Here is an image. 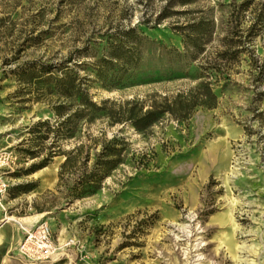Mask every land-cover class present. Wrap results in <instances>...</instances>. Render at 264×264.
Wrapping results in <instances>:
<instances>
[{"label": "rangeland", "instance_id": "374dc122", "mask_svg": "<svg viewBox=\"0 0 264 264\" xmlns=\"http://www.w3.org/2000/svg\"><path fill=\"white\" fill-rule=\"evenodd\" d=\"M181 1L0 0V264H264V0L246 8L244 0ZM199 18L211 19L214 30L201 54L183 60L187 77L154 81L158 56L175 60V51L162 47L186 51L175 27ZM132 28L141 43H154L143 50L145 62L131 85H93V102L147 109L194 87L202 73L210 75L215 108H197L186 121L166 115L143 133L101 118L54 147L51 136L29 134L39 121L55 123L58 100L22 92L12 70L31 61L91 62L109 39ZM225 38L241 52L233 59L218 56L227 50ZM85 45L90 53L79 56ZM113 138L124 142L122 163L95 194L72 199L70 188ZM50 153L47 165L33 170ZM40 224L57 251L31 262L18 248Z\"/></svg>", "mask_w": 264, "mask_h": 264}, {"label": "trees", "instance_id": "16d2710c", "mask_svg": "<svg viewBox=\"0 0 264 264\" xmlns=\"http://www.w3.org/2000/svg\"><path fill=\"white\" fill-rule=\"evenodd\" d=\"M188 1L182 0L181 2L186 3ZM253 1L244 0L240 7L246 8ZM166 17L168 15L164 13L162 18ZM258 21L259 25L263 24L264 13L258 15ZM175 29L181 36L183 48L186 51L180 54L174 49L170 50L162 47L167 54L175 51V60L164 63L163 55L158 56L157 63L162 67L161 71L158 72L161 76L154 81L186 78L187 73L183 67H187L189 64L184 62L187 54L191 60H194L196 56L204 51V44L210 41L213 34L214 23L211 19L199 18L183 27H175ZM142 36V33L138 32L136 28H132L124 32L119 38L109 39L104 47L103 54L99 57L92 55L94 60L91 62H74L70 66L68 64L71 63V59L58 65L31 61L13 69V76L19 84L23 85L22 92L26 94L34 93L36 98L46 95L56 97L58 100L52 107L53 114L57 119L55 123L50 124L47 120L39 121L32 125L29 134L40 141L47 140L51 136L53 140L51 146L54 147V144L59 141L73 138L82 123L90 124L101 118L108 119L111 124L129 123L135 131L143 133L160 122L166 115L177 121H186L197 108L206 110L215 108L217 104L216 95L211 88V82L205 80L210 75L202 73L196 79L203 80L198 81L194 87L186 92L178 93L171 99L161 98L158 101H153L147 109H144V105L138 102H126L116 108L111 106V103L107 100L101 101L100 104L93 102L89 94V90L93 85L112 89L133 84L139 66L145 62L143 50L154 44L141 43ZM224 41L229 43L225 45L227 50L218 54L220 58L233 59L241 53L239 50L234 49L236 42L232 38L228 40L225 38ZM35 44L37 43H32V45ZM90 51L91 47L85 45L77 54L86 56ZM172 62L183 63V66L174 68L171 65ZM79 71H83L85 75L80 76ZM123 149L124 142L122 139L113 138L103 145L91 170L80 177L76 184L70 188L71 198L80 199L95 194L101 181L122 163L121 152ZM77 151L78 149H73L64 153L65 160L61 166L62 170L70 164L71 155ZM27 154L32 158L37 156L34 151H27ZM51 154L35 166L33 170L45 167L49 158L52 157Z\"/></svg>", "mask_w": 264, "mask_h": 264}, {"label": "built area", "instance_id": "2783aa9c", "mask_svg": "<svg viewBox=\"0 0 264 264\" xmlns=\"http://www.w3.org/2000/svg\"><path fill=\"white\" fill-rule=\"evenodd\" d=\"M6 187L0 188V196L4 197ZM57 251L53 245L51 232L46 224H40L35 230L26 233L18 248V254L31 262H40L51 258Z\"/></svg>", "mask_w": 264, "mask_h": 264}, {"label": "bare ground", "instance_id": "6f19581e", "mask_svg": "<svg viewBox=\"0 0 264 264\" xmlns=\"http://www.w3.org/2000/svg\"><path fill=\"white\" fill-rule=\"evenodd\" d=\"M8 219V218H7ZM6 218H5V220H7ZM23 219V218H22ZM2 221V220H1ZM4 221V220H3ZM230 221V220H229ZM232 221V220H231ZM234 228V227H233ZM246 249L248 250V249H251V247L249 248V247H241V250H245L246 251ZM239 262H242L241 260H239V259H237L236 260V264H238Z\"/></svg>", "mask_w": 264, "mask_h": 264}]
</instances>
